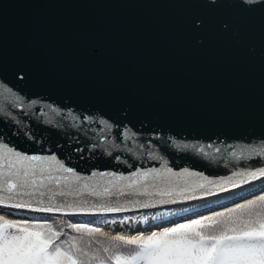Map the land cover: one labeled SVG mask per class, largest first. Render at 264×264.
<instances>
[{
	"label": "water",
	"instance_id": "water-1",
	"mask_svg": "<svg viewBox=\"0 0 264 264\" xmlns=\"http://www.w3.org/2000/svg\"><path fill=\"white\" fill-rule=\"evenodd\" d=\"M261 192L264 0H0V208L242 193L209 214Z\"/></svg>",
	"mask_w": 264,
	"mask_h": 264
},
{
	"label": "trees",
	"instance_id": "trees-1",
	"mask_svg": "<svg viewBox=\"0 0 264 264\" xmlns=\"http://www.w3.org/2000/svg\"><path fill=\"white\" fill-rule=\"evenodd\" d=\"M135 217L137 214L63 215L52 221H34L30 232L47 260L54 262L62 255L68 264H143L165 245L211 242L208 263L220 256L224 244L264 248V192L202 218L214 222L207 223L199 236L178 235L184 230L182 226L138 234L105 227L108 221Z\"/></svg>",
	"mask_w": 264,
	"mask_h": 264
},
{
	"label": "rangeland",
	"instance_id": "rangeland-1",
	"mask_svg": "<svg viewBox=\"0 0 264 264\" xmlns=\"http://www.w3.org/2000/svg\"><path fill=\"white\" fill-rule=\"evenodd\" d=\"M227 197L229 196L197 204L193 203V205H176L170 209L164 208L163 210L140 212L139 214L133 213L137 214V217L131 219H134L138 222L144 221L142 219V216L146 214H148L150 217L156 212L166 213L177 210V208L204 205V207L198 208L196 210L188 211L183 214H176V216L170 218L169 220L160 222V225H153L152 227L137 228L135 230L125 229L121 227L122 223L127 219L130 220V218H125L121 221H108L105 227L107 228V230L113 229L115 232H129L131 234H138L151 232L153 230H160L170 226H182L184 230L178 232V235H184L187 233L199 236L206 226L211 225L214 222H204L201 221V219L209 216L210 214H215L216 212L220 211L218 210L209 214H202L204 210L216 207L217 205L226 201L225 198ZM0 209L7 213L4 215L0 214V264H68L66 259L62 255L57 256L54 259V262L47 260L42 253L40 244L36 242L30 232L31 227L35 224L34 221H52L55 220H50L51 218H53V216L23 215L21 210L29 209L25 207L23 208L16 206H7L6 208L2 207ZM9 215L17 216L20 218H30L32 220H17ZM149 217H147L146 219H148ZM178 220L182 222H178ZM207 223L209 224L206 225ZM155 226H157L156 229L154 228ZM211 248V242L201 244L165 245L156 253H154V256L150 260L143 264H264V248H262L261 246L248 247L243 245L237 248L230 243L224 244L222 245L220 256L213 262L208 263L207 260L209 254L211 253Z\"/></svg>",
	"mask_w": 264,
	"mask_h": 264
},
{
	"label": "bare ground",
	"instance_id": "bare-ground-1",
	"mask_svg": "<svg viewBox=\"0 0 264 264\" xmlns=\"http://www.w3.org/2000/svg\"><path fill=\"white\" fill-rule=\"evenodd\" d=\"M239 194L242 193H235L232 194L231 196L225 198L226 200L228 198H232L235 197ZM223 199V200H225ZM204 207V205H195V206H188V207H183V208H177V210L174 211H170V212H166V213H154L152 216H150L148 219L144 220V221H135L134 219H127L125 220L121 227L125 228V229H130V230H135L137 228H147V227H152L153 225H160V222H164L166 220H169L170 218L176 216V214H183L186 213L188 211H192V210H196L198 208H202ZM6 208V207H3ZM13 212V211H12ZM21 212L23 213V215H48V216H55V213H49V212H43V211H34L31 209H22Z\"/></svg>",
	"mask_w": 264,
	"mask_h": 264
}]
</instances>
